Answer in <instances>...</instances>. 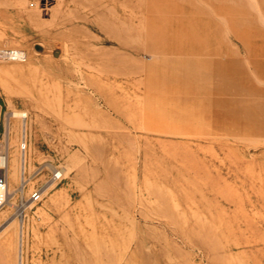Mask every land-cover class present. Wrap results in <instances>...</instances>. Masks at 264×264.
Here are the masks:
<instances>
[{"label": "rangeland", "instance_id": "1", "mask_svg": "<svg viewBox=\"0 0 264 264\" xmlns=\"http://www.w3.org/2000/svg\"><path fill=\"white\" fill-rule=\"evenodd\" d=\"M0 49L9 186L26 113L44 191L0 264H264V0H0Z\"/></svg>", "mask_w": 264, "mask_h": 264}, {"label": "built area", "instance_id": "2", "mask_svg": "<svg viewBox=\"0 0 264 264\" xmlns=\"http://www.w3.org/2000/svg\"><path fill=\"white\" fill-rule=\"evenodd\" d=\"M0 61H13V62H24L26 61V53L18 50V49H0ZM14 117V114L11 115ZM15 118V117H14ZM21 122L27 121L28 116L26 113L23 114V117H19ZM9 126V129L7 130L8 134H11V126ZM9 139V137L7 138ZM20 150L22 153H25L27 151L28 147V140L26 136L23 134V131L21 130V135H20ZM7 143L4 141L3 143L0 144V190L5 192L8 188L9 181H8V168L10 164V156L8 151L4 148L1 147L2 145H6ZM63 178V173L61 170L55 169L52 173L51 181L53 183L62 180ZM44 196V191L42 189H39L35 192H33L29 199L26 200L24 197V194L21 196V203L20 206L17 208L18 210H25L26 207H24V204L26 203H39L42 201ZM4 201H5V196L2 198L0 201V209L4 207ZM24 201V202H23ZM28 206V205H27Z\"/></svg>", "mask_w": 264, "mask_h": 264}, {"label": "bare ground", "instance_id": "3", "mask_svg": "<svg viewBox=\"0 0 264 264\" xmlns=\"http://www.w3.org/2000/svg\"><path fill=\"white\" fill-rule=\"evenodd\" d=\"M14 117H23V114L16 113V114H14ZM25 122L26 121H23L22 131H23V134L26 136V138L28 140L27 133H26V128H25V126H26V123ZM8 129H9V126H8L7 130ZM5 135H6V139L10 136V134H8V132ZM26 156H27V152L22 153V158H21V160H22V162H21L22 167H21V170H20V185H19L18 188H15V189H11V187L9 186L10 185V172H9L10 164H9V168H8L9 185H8V188H7V190L5 192H3V191L0 190V201L5 196L4 205L7 204V205L12 206V204L9 202V199H10L11 195H13V193L17 192V190L19 191L18 193L21 196L25 193V188H26V185L28 184V180H27V177L25 175L26 174V158H27ZM10 160H11V156H10ZM24 207H26L25 204H24ZM2 209H3V207L0 210H2ZM20 211L21 210H19V212ZM22 215H23V212L19 213L18 216L21 217ZM22 221H23V219H22Z\"/></svg>", "mask_w": 264, "mask_h": 264}]
</instances>
